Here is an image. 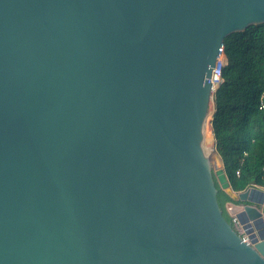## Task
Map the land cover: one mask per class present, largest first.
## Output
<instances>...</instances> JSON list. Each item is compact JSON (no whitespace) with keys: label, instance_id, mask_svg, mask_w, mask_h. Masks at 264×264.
<instances>
[{"label":"water","instance_id":"1","mask_svg":"<svg viewBox=\"0 0 264 264\" xmlns=\"http://www.w3.org/2000/svg\"><path fill=\"white\" fill-rule=\"evenodd\" d=\"M261 24L264 0H0V264H264V190L208 147L220 48Z\"/></svg>","mask_w":264,"mask_h":264},{"label":"trees","instance_id":"2","mask_svg":"<svg viewBox=\"0 0 264 264\" xmlns=\"http://www.w3.org/2000/svg\"><path fill=\"white\" fill-rule=\"evenodd\" d=\"M224 46L229 64L216 92L212 134L230 184L241 192L252 181L264 187V24L230 35ZM218 199L223 209L230 201L222 191Z\"/></svg>","mask_w":264,"mask_h":264},{"label":"built area","instance_id":"3","mask_svg":"<svg viewBox=\"0 0 264 264\" xmlns=\"http://www.w3.org/2000/svg\"><path fill=\"white\" fill-rule=\"evenodd\" d=\"M228 64H229V57L225 51V46L223 45L220 48V54H219L216 66L214 68V74L212 75L210 79V82L212 84V103L215 107V111H216V102H215L216 92L219 89V87L222 85V83L224 82V70L228 66ZM237 175H239V172H237ZM258 188L264 190V187L258 186ZM230 218H231L232 224L234 225L235 229H237L239 234L243 237V240L249 243L250 241L248 239V235L246 234L244 225L240 223L236 214L231 215ZM263 219H264V214H263Z\"/></svg>","mask_w":264,"mask_h":264},{"label":"bare ground","instance_id":"4","mask_svg":"<svg viewBox=\"0 0 264 264\" xmlns=\"http://www.w3.org/2000/svg\"><path fill=\"white\" fill-rule=\"evenodd\" d=\"M211 104H212V102H211ZM211 108V107H210ZM214 114V113H213ZM213 114L211 113V111L209 110V115H210V120H212V117H213ZM209 125H210V122H209ZM210 135H209V137H208V147H209V156L210 157H213V159L216 157V152H215V150L214 149H212V147H211V143H212V138H213V134H212V129H211V127H210Z\"/></svg>","mask_w":264,"mask_h":264},{"label":"rangeland","instance_id":"5","mask_svg":"<svg viewBox=\"0 0 264 264\" xmlns=\"http://www.w3.org/2000/svg\"><path fill=\"white\" fill-rule=\"evenodd\" d=\"M210 111H211L212 114L215 112V107H214L213 103L211 104ZM210 127L212 129V120H210ZM212 131H213V129H212ZM215 146H216V140L214 142V138H212L211 147H212V149H214L215 151H217Z\"/></svg>","mask_w":264,"mask_h":264}]
</instances>
